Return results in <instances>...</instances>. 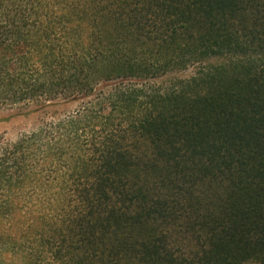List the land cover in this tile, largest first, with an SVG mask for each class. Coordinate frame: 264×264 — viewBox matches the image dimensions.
<instances>
[{"label":"trees","instance_id":"1","mask_svg":"<svg viewBox=\"0 0 264 264\" xmlns=\"http://www.w3.org/2000/svg\"><path fill=\"white\" fill-rule=\"evenodd\" d=\"M74 101L0 141V264H264V0H0V107Z\"/></svg>","mask_w":264,"mask_h":264},{"label":"rangeland","instance_id":"2","mask_svg":"<svg viewBox=\"0 0 264 264\" xmlns=\"http://www.w3.org/2000/svg\"><path fill=\"white\" fill-rule=\"evenodd\" d=\"M77 108L76 101L55 105L31 103L26 106L0 107V141H15L23 133L36 130L41 123H47L52 117L50 115L72 112Z\"/></svg>","mask_w":264,"mask_h":264}]
</instances>
